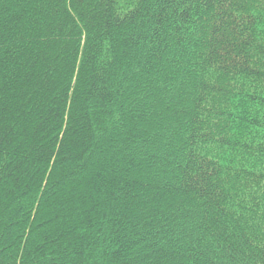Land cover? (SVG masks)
Wrapping results in <instances>:
<instances>
[{
  "label": "trees",
  "instance_id": "trees-1",
  "mask_svg": "<svg viewBox=\"0 0 264 264\" xmlns=\"http://www.w3.org/2000/svg\"><path fill=\"white\" fill-rule=\"evenodd\" d=\"M0 264H264V0H0Z\"/></svg>",
  "mask_w": 264,
  "mask_h": 264
}]
</instances>
